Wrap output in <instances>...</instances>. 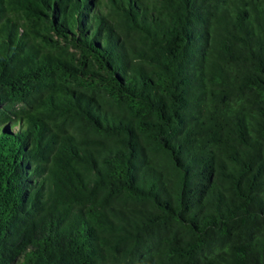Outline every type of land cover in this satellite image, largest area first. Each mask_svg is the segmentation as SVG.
<instances>
[{"label":"trees","instance_id":"1","mask_svg":"<svg viewBox=\"0 0 264 264\" xmlns=\"http://www.w3.org/2000/svg\"><path fill=\"white\" fill-rule=\"evenodd\" d=\"M0 264H264V0H0Z\"/></svg>","mask_w":264,"mask_h":264}]
</instances>
